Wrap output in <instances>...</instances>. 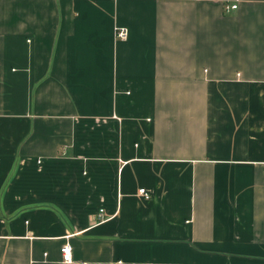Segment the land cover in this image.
Returning <instances> with one entry per match:
<instances>
[{
    "label": "crops",
    "instance_id": "crops-1",
    "mask_svg": "<svg viewBox=\"0 0 264 264\" xmlns=\"http://www.w3.org/2000/svg\"><path fill=\"white\" fill-rule=\"evenodd\" d=\"M65 243L264 264V0H0V264Z\"/></svg>",
    "mask_w": 264,
    "mask_h": 264
},
{
    "label": "built area",
    "instance_id": "built-area-1",
    "mask_svg": "<svg viewBox=\"0 0 264 264\" xmlns=\"http://www.w3.org/2000/svg\"><path fill=\"white\" fill-rule=\"evenodd\" d=\"M237 4H233V5H228L226 6V10L227 11H231V10H234V9H237ZM116 38L118 40H121V41H125L128 39V31L126 28H118L116 30ZM138 194L144 198L145 200H149L151 199V194L148 192L147 189L145 188H141L138 192ZM104 210H100V213H99V219L100 220H104ZM61 254H62V262L64 264H72L74 261H73V254H72V246L70 243H65L63 246H61Z\"/></svg>",
    "mask_w": 264,
    "mask_h": 264
}]
</instances>
